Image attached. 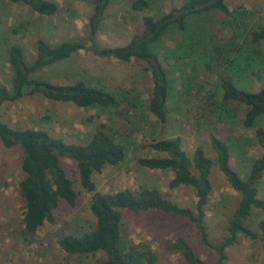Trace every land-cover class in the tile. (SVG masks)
Masks as SVG:
<instances>
[{"label":"trees","instance_id":"trees-1","mask_svg":"<svg viewBox=\"0 0 264 264\" xmlns=\"http://www.w3.org/2000/svg\"><path fill=\"white\" fill-rule=\"evenodd\" d=\"M10 1L24 2L40 16L52 17L58 11V5L49 0ZM112 1L93 0L89 31L84 39L55 45L43 38L38 39L32 63L26 61L19 45H11L8 63L12 74L9 87H0V102H16L40 95L49 101L70 103L78 108L112 111L124 119L130 118L132 110L141 114L146 108V112L164 125L168 121L171 82V71L164 62L174 60V63H179L195 57L194 62H201L205 69L223 68L218 73L221 100L224 103H238L245 108L242 125L245 129L256 128L255 138L262 151L261 156L253 160L248 177L243 179L231 166L229 138L210 136L215 161L201 146H196L189 155L183 149L179 136L142 145L151 156L139 158L138 165L153 171L170 172L172 177L167 187L171 191L191 188L196 201L193 208H188L169 200L155 187L138 186L136 190L122 188L110 193L98 191L94 176L107 167L122 164L126 158L125 147L114 139L105 123H98L87 142L76 144L52 137L46 130L13 128L0 119V141L6 148L19 147L22 152L20 169L23 178L18 183V192L24 202L21 231L24 239L36 238L38 230L45 223H54V212L60 202L76 206L79 193L62 162L67 159L75 165L74 174L79 185L91 195L89 208L94 218V226L90 230L59 237L57 244L67 255L102 253L104 259L98 264H158V257L148 243H135L123 233L124 212L150 210L182 217L193 223L202 243L216 254L213 264H225L226 250L235 245L240 236L251 241L259 240L264 251V221L257 223V232L247 225L254 209L264 211V200L258 197L257 189L264 176V127L257 126L259 121H264V88L250 92L236 84L237 74L247 69L254 72L262 58L264 26L252 27L249 11L243 7L230 9L226 0H184L180 7L171 8L162 15H143V30L133 35L126 44L103 48L97 44L96 35ZM153 3L154 0H131L129 8L136 14H144ZM211 13H220L223 17L220 25L230 32L222 44L199 21ZM172 30L178 31L179 38L173 48H165L162 42ZM11 32L17 34L18 29L11 28ZM82 50L123 63L140 62L143 70L150 74L152 83L147 103L141 100L138 92L123 88L108 91L103 87L91 86L82 79L70 84H54L34 77L38 71L66 61ZM202 101L210 113L218 110L212 93L202 96ZM142 107L143 111H140ZM214 167L229 187L238 193V199L226 223L225 235L218 244L211 245L206 219L212 194L210 175ZM170 248L179 252L187 264H207L183 238H177Z\"/></svg>","mask_w":264,"mask_h":264},{"label":"rangeland","instance_id":"rangeland-1","mask_svg":"<svg viewBox=\"0 0 264 264\" xmlns=\"http://www.w3.org/2000/svg\"><path fill=\"white\" fill-rule=\"evenodd\" d=\"M49 1L58 5V11L52 17L38 15L24 2L0 0V87H9L12 73L8 49L11 45H19L26 61L32 63L38 39L43 38L55 45L82 40L88 34L93 0ZM130 1L113 0L109 4L96 35L99 46L109 48L126 44L133 35L143 30V15H162L171 8L180 7L184 0H154L151 9L144 14L132 12ZM226 3L230 9L243 7L249 11L252 27L264 26V0H226ZM222 18L220 13H211L199 20L221 44L230 36V32L220 25ZM11 28L18 29V33H12ZM178 38V31L172 30L164 38L163 47L173 48ZM261 56L254 72L247 69L237 74L236 84L239 87L250 92L264 88V46ZM195 59L191 57V61L187 59L179 63L170 60L168 65L164 62L171 71L168 121L164 125L146 112V108L141 114L132 110L130 118L124 119L112 111L78 108L70 103L49 101L40 95L16 102H0V119L13 128L46 130L52 137L76 144L87 142L98 123H105L114 139L125 147L126 158L122 164L107 167L94 176L98 191L110 193L122 188L136 190L138 186L155 187L179 206L193 208L196 198L191 188L171 191L167 187L172 177L170 172L153 171L138 165L139 158L151 156L142 145L179 136L183 149L189 155L196 146H201L215 161L209 143L210 136L229 138L231 166L243 179L248 177L253 160L262 153L255 138L256 128L245 129L242 125L245 108L238 103H224L221 100L218 73L223 68L208 70L201 62H194ZM259 69L262 71L259 72ZM34 77L54 84H70L82 79L91 86L103 87L108 91L118 88L136 91L145 103L149 100L152 87L150 74L143 70L140 62L123 63L113 58H100L83 50L66 61L38 71ZM208 93L213 94L218 106L214 113H210L202 101V96ZM140 111H143V107ZM257 126L264 127V121H259ZM21 159L19 147L6 148L0 141V264H98L102 261V253L70 256L57 244L62 234H78L94 226L89 208L91 195L81 188L74 174L75 165L67 159L62 162L79 193L76 206L60 202L54 212V223H45L38 230L36 238L24 239L21 233L24 202L18 192V183L23 178ZM210 180L212 194L206 222L208 240L211 245H216L225 235V226L238 193L229 187L216 167L212 170ZM257 189L258 197L264 200V176ZM259 221H264V211L254 209L247 225L257 232ZM123 233L135 243H148L158 257V264H187L179 252L170 248L177 238H183L207 264H213L216 260L215 252L205 246L197 235L195 225L182 217L156 210L124 212ZM226 252L225 264H264V251L259 240L251 241L240 236L237 243Z\"/></svg>","mask_w":264,"mask_h":264}]
</instances>
